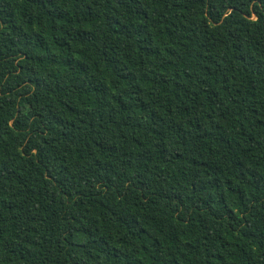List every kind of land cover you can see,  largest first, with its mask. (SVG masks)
<instances>
[{
  "label": "trees",
  "instance_id": "1",
  "mask_svg": "<svg viewBox=\"0 0 264 264\" xmlns=\"http://www.w3.org/2000/svg\"><path fill=\"white\" fill-rule=\"evenodd\" d=\"M0 264H264V0H0Z\"/></svg>",
  "mask_w": 264,
  "mask_h": 264
}]
</instances>
